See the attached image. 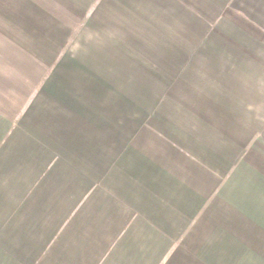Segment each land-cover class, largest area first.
<instances>
[{
	"label": "crops",
	"instance_id": "obj_1",
	"mask_svg": "<svg viewBox=\"0 0 264 264\" xmlns=\"http://www.w3.org/2000/svg\"><path fill=\"white\" fill-rule=\"evenodd\" d=\"M0 264H264V0H0Z\"/></svg>",
	"mask_w": 264,
	"mask_h": 264
},
{
	"label": "rangeland",
	"instance_id": "obj_2",
	"mask_svg": "<svg viewBox=\"0 0 264 264\" xmlns=\"http://www.w3.org/2000/svg\"><path fill=\"white\" fill-rule=\"evenodd\" d=\"M152 66H154V65H152ZM150 67H151V66H150ZM156 70H157V69L154 68V67H153V68H150L151 73H154V74H155V73H156ZM156 74H157V73H156ZM159 77H160V76H159ZM164 82H165V81H163V84H162V82H161L160 84H158V86H157V85H156V86H157L158 88H162V89H164V88H165ZM156 84H157V82H156ZM158 88H157V89H158ZM149 89H150V88H149ZM144 92H145V94H147L148 91L144 90ZM165 92H167V91L165 90ZM171 93H172V91H169V90H168V92L165 93V94L169 95V94H171ZM150 94H151V95H150ZM156 94H157V90H156V88L154 87V90L150 89V92H149V94H148V96H147V97L150 98L149 103H150V104H153L154 106L157 104V103H156L157 101H154V102H153L152 99L155 98V95H156ZM131 98H132V100H135V99H136V100H140V98H142V97H140L136 92H134ZM139 102H141V101H139ZM144 104H145V103H144ZM150 109H151V107H150ZM152 109H154V108L152 107ZM157 109H159V107H158ZM134 111H136V110H134Z\"/></svg>",
	"mask_w": 264,
	"mask_h": 264
}]
</instances>
